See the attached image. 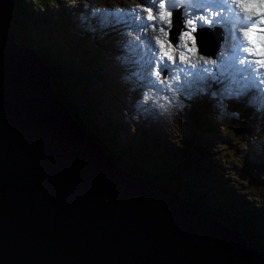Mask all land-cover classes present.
Segmentation results:
<instances>
[{
    "label": "water",
    "instance_id": "obj_1",
    "mask_svg": "<svg viewBox=\"0 0 264 264\" xmlns=\"http://www.w3.org/2000/svg\"><path fill=\"white\" fill-rule=\"evenodd\" d=\"M12 8L0 0V264H264L236 229L84 134L15 40Z\"/></svg>",
    "mask_w": 264,
    "mask_h": 264
},
{
    "label": "trees",
    "instance_id": "obj_2",
    "mask_svg": "<svg viewBox=\"0 0 264 264\" xmlns=\"http://www.w3.org/2000/svg\"><path fill=\"white\" fill-rule=\"evenodd\" d=\"M55 4H58V0H13L10 25L15 40L21 46L34 50L44 63L51 88L78 127L123 171L171 186L180 197L195 202L201 212L236 229L240 236L264 255V203L249 198L241 187L245 181L263 184L258 173H254L253 178L248 166L243 163L241 172H221L220 176H216L218 171L209 170L207 165L211 161L210 153H207L210 148L202 140L197 144L189 140L190 131L201 130L204 126L211 127L213 134L222 131L221 122L217 123V119H212L208 113L207 109L210 108H206L207 102L194 100L190 103L184 120L189 133L185 137L179 132L172 148L156 151L160 138L155 135V148H149V145L137 140L121 142L116 136V129L120 126L116 120L105 116L103 120L95 121L91 117L96 99L99 101L104 96L100 88H95L93 81L107 85L114 81L112 75L102 74L100 70L103 60L97 54L96 46H99L95 41L99 42L100 39L96 40L95 34L99 31L103 33L119 23L103 21L98 26L85 22L72 30L71 38L66 34V26L74 24L65 8L58 6L54 11L55 18H51ZM51 21L55 27L51 26ZM85 40H90L93 46L86 44ZM67 42L73 49L69 48ZM74 50L81 56L76 62H73ZM110 64L107 62V65ZM227 109L239 122L253 120L246 104L234 103L233 100ZM146 137L152 141V134ZM240 138L244 137L240 135ZM245 152L244 147L243 154Z\"/></svg>",
    "mask_w": 264,
    "mask_h": 264
},
{
    "label": "rangeland",
    "instance_id": "obj_3",
    "mask_svg": "<svg viewBox=\"0 0 264 264\" xmlns=\"http://www.w3.org/2000/svg\"><path fill=\"white\" fill-rule=\"evenodd\" d=\"M156 3L157 0H119L116 2H113V0H58V4L52 6L51 18H55L54 11L56 8L63 6L68 13L70 21L74 24L73 26H66V34L72 38V30L75 27L83 26L85 22L88 24L94 23L98 26L103 21L106 23H125L130 12H135L136 17L140 14H144L146 17L149 7L156 5ZM129 9L134 11H128ZM91 10L93 11L92 15H90ZM122 10L124 12L118 15ZM116 15H118V19H116ZM51 22L53 23L51 26L55 27L54 22ZM160 26L161 24L157 25V28ZM114 32L115 29H111L105 30L103 33L99 31L95 34L96 40L100 39L99 42L95 41V43L99 46H96V50L99 51L97 52L98 57L100 60H103L100 69L102 74L111 75L110 72L112 70L109 67L112 68V66L107 65V62H109L112 52L110 47H106V43H112ZM230 36L235 35L230 33ZM85 41L86 44L93 46L90 40ZM67 45L70 49H73L68 42ZM210 48L211 42L210 47L204 46L202 49L198 46V49L203 53ZM72 53L73 62L81 58L77 54V51L74 50ZM160 59L159 55L156 56V63ZM104 60H107V62ZM202 63L206 65L204 57H202ZM160 73L158 70L155 71L156 75ZM112 77L114 81L108 85L104 83L98 84L95 80L93 81L95 88H100L102 90L100 93L104 94L102 99H100L101 101H97L96 99V107L93 109V114L91 112V117L95 118V121L103 120L105 116L116 120L120 124L116 129V136L117 138L119 137L121 142H133L132 140H137L145 145H149V148H155L153 136H159L160 139L156 151L161 152L164 148L173 147V144L178 140L179 132H182V135L185 137L189 133L184 120L190 103L194 100L205 101L207 102L206 108H210L207 111L212 119H217V123L218 121L221 122L222 131L218 130V133L213 134L211 127L204 126L201 130L190 131L191 137L189 140L192 139L195 144L202 140L203 143L207 144L210 148L207 150V153H210L209 158L211 159L210 162H207V165L209 170L218 171L216 172V176H220L221 172H241L243 163L248 166L250 176L253 175V178L254 173H258L263 184L245 181L241 184V187L249 198L264 203V127L258 123V115L255 112H252L253 120H250L248 123L237 121L233 117V112L224 106L223 97L226 95V92H209L205 95L201 92L183 94L182 98L173 91H168L167 94L153 95L150 91L153 92L152 89L155 87L154 80L146 85V91L149 95L138 99L144 90V85H140L134 93H130L123 89L121 83L115 81L116 78L114 76ZM176 78L181 82L183 81L179 74H176ZM176 78H174L175 83H177ZM227 81L228 79H226ZM227 86L231 88L235 87L233 85ZM179 88L181 91H184L183 86ZM135 95L138 97H134ZM232 101L233 99L231 98L230 103ZM69 118L77 125L71 116ZM231 123H235V125L229 126ZM152 132L157 133L153 134ZM147 134H152V141L146 137ZM240 135L244 138L241 139ZM244 147L246 148V152L243 154ZM100 150L103 152L102 149ZM209 175L211 176V174Z\"/></svg>",
    "mask_w": 264,
    "mask_h": 264
},
{
    "label": "snow or ice",
    "instance_id": "obj_4",
    "mask_svg": "<svg viewBox=\"0 0 264 264\" xmlns=\"http://www.w3.org/2000/svg\"><path fill=\"white\" fill-rule=\"evenodd\" d=\"M157 2H159L160 9L158 12L159 19L161 21H165L166 17L171 16V13H165V11H163L165 9V4L162 2V0H157ZM229 2L232 5L239 6L244 12L248 13L247 21H249L250 23L244 25L245 30L243 31V38L244 40H247L248 45H250L246 47V51L252 55L264 58V0H229ZM128 11L134 10L129 9ZM148 18L153 20L156 19V17L152 16L151 11H149ZM240 19L243 20L244 17H240ZM170 22L171 21L169 20L168 23ZM188 23L191 25L193 21L189 20ZM152 27L154 29L157 28L155 24L152 25ZM192 30L194 31L195 29L193 28ZM158 31L167 35L163 27H159ZM185 36H187L188 39H192L189 33H185ZM236 39L238 41V46L244 48L245 45L243 41L240 40L239 33H237ZM156 40L157 43L160 44V54L164 57L172 59V57L169 56V53L167 51H164V46L160 38L157 37ZM180 48L181 45H177V49ZM189 51H191V49H189ZM180 59H186L183 51L180 52ZM256 63L264 66V59H260L256 61Z\"/></svg>",
    "mask_w": 264,
    "mask_h": 264
},
{
    "label": "bare ground",
    "instance_id": "obj_5",
    "mask_svg": "<svg viewBox=\"0 0 264 264\" xmlns=\"http://www.w3.org/2000/svg\"><path fill=\"white\" fill-rule=\"evenodd\" d=\"M12 18V17H11ZM175 21L173 20V23H174ZM230 26L231 27H233V26H235V21L231 18V16H230ZM231 33H233L234 35H235V32H231ZM226 36H225V34H222L221 35V38L222 39H224ZM232 37V36H231ZM196 38H198V40H197V43H198V46L199 47H201L202 49H203V47L205 46V47H210V41L208 42V40L206 41H204V40H200V38L199 37H197L196 36ZM33 51V53L35 54V51L34 50H32ZM206 52H208V51H205V53ZM68 113V112H67ZM85 134V133H84ZM90 138V137H89ZM98 148L99 149H101L99 146H98Z\"/></svg>",
    "mask_w": 264,
    "mask_h": 264
}]
</instances>
